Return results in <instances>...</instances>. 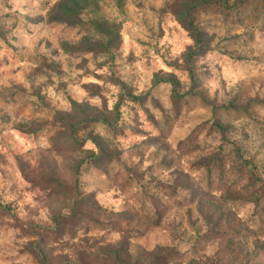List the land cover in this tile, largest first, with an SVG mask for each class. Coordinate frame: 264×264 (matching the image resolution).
I'll use <instances>...</instances> for the list:
<instances>
[{
  "label": "rangeland",
  "instance_id": "obj_1",
  "mask_svg": "<svg viewBox=\"0 0 264 264\" xmlns=\"http://www.w3.org/2000/svg\"><path fill=\"white\" fill-rule=\"evenodd\" d=\"M177 23L197 49L173 60ZM257 37L264 0H0V230L21 264H264ZM225 70L244 79L209 100Z\"/></svg>",
  "mask_w": 264,
  "mask_h": 264
},
{
  "label": "clouds",
  "instance_id": "obj_2",
  "mask_svg": "<svg viewBox=\"0 0 264 264\" xmlns=\"http://www.w3.org/2000/svg\"><path fill=\"white\" fill-rule=\"evenodd\" d=\"M18 2H19V0H18ZM32 3L38 7L41 3V0H32ZM52 3L55 4L56 0H52ZM3 10L8 11L7 8H4ZM13 10H15V9H13ZM175 27L177 29H179V34L175 40L171 41V43L173 44V48L171 50L170 56L166 57L168 59H173V60L176 59L177 57L181 56V54L187 53L189 48H191L193 50L197 49L196 41L193 39L192 36L189 35L188 31H185L183 28H181L178 23L175 25ZM257 39L260 40V37H257ZM0 43H2V41H0ZM256 47L259 49L258 55H260L261 60L264 61V40H260V43L258 45H256ZM157 59H159V58L157 57ZM223 60L225 63L221 64L222 69L225 68V65H232V60L230 59L229 56H223ZM201 62H203V61H201ZM180 63L183 64L184 60L181 59ZM159 67L164 68V70L166 72L175 71L174 68L165 67L163 62H161L159 64ZM102 71L107 72V69H103ZM221 76L227 81V90L228 91H231L234 87H236L239 84V82L242 79H244V77L240 73L228 72L227 70L223 71L220 75H214V78L208 82V88H209L208 98H209V100L215 99L217 93H219L220 95H223L224 89L222 88L221 83H220ZM181 79H182V82L186 86L190 84L187 73H184L182 75ZM93 82L101 83L100 81H93ZM109 87L112 88V93H116L117 91H119L117 88L112 87L111 85H109ZM185 90H187V88H185ZM87 95L88 94L85 92L81 93V96L86 97ZM90 103L92 105L99 107V106H101V99L99 96L91 98ZM114 104H115V96L113 95V96L109 97L108 108L111 109ZM141 115L143 116V113H141ZM237 123H239V122H237ZM148 131H150L153 136H159V132L156 131L155 129L151 128L150 126H148ZM101 135H104V134L101 133ZM82 139H83V143L81 145H79V152H78L79 156L83 157V156L90 155V154H95L96 156L101 155L100 149L91 139H88L86 136L83 137ZM108 139H111V137H108ZM145 139H147V137H145V136H135V137H131L130 139H124L123 137H118L117 142L124 149L127 150V149L131 148V145L134 142L138 143V142L143 141ZM182 139H186V137L185 136H178L177 133L174 132L170 137H168L167 143L171 145L173 151H178L177 144H178V141L182 140ZM30 147L36 148L37 145L33 144ZM39 147L50 148L51 144L45 142V143L39 145ZM152 151H155V148L150 149V152H152ZM149 163H151V161L146 160V162L144 164V168H147ZM165 175H167V173H165ZM26 199L29 202L31 201L30 197H26ZM115 210L120 211L121 209L119 207H117ZM18 232H19L18 229L9 230V231L0 230V264H5V261L2 258H7V264H21L23 259H25V257L19 256V248L24 245L25 240L17 239Z\"/></svg>",
  "mask_w": 264,
  "mask_h": 264
}]
</instances>
